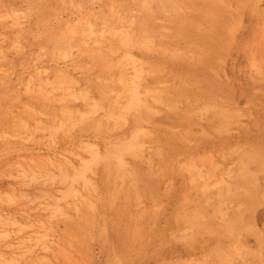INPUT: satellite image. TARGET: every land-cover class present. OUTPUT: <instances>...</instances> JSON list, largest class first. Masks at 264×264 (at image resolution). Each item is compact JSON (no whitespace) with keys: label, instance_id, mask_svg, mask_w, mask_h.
I'll use <instances>...</instances> for the list:
<instances>
[{"label":"bare ground","instance_id":"obj_1","mask_svg":"<svg viewBox=\"0 0 264 264\" xmlns=\"http://www.w3.org/2000/svg\"><path fill=\"white\" fill-rule=\"evenodd\" d=\"M23 1L46 20L61 8ZM131 1L155 18L173 12L164 0ZM247 2L178 0L159 32L126 16L124 4L110 6L76 23L69 49L59 32L13 21L31 48L19 66L70 57L81 76L42 65L0 90V177L50 193L38 203L43 220L12 245L0 222V264H93L92 243L102 264H207L213 253L216 264L236 255L264 264V220L255 227L264 211V62L242 46L241 60L228 63ZM243 95L248 114L238 108ZM49 227L61 235L46 248L52 257L34 256ZM246 234L257 251L243 247Z\"/></svg>","mask_w":264,"mask_h":264},{"label":"rangeland","instance_id":"obj_2","mask_svg":"<svg viewBox=\"0 0 264 264\" xmlns=\"http://www.w3.org/2000/svg\"><path fill=\"white\" fill-rule=\"evenodd\" d=\"M46 1L48 2V4H56L60 5L61 7L57 8L56 12L52 14L50 19L48 20L41 16V14L38 15L37 11L34 8V4H29L30 6H28L26 5L27 2L23 0H0V38H2L0 40V58H3L0 59V90H10L12 85L22 79L23 76L30 75L31 71L38 69L42 65L57 67L74 77L81 76V68H79V66L76 65L70 57L56 58L53 60L38 56L37 59L32 60L30 63L27 62L28 66H19V60L28 56L30 54L31 48L23 39L25 33L20 28L13 27V21L15 19L16 20L14 22L24 20L27 26H33L37 31L40 32H42V30L44 31V29H49L48 31L59 32L63 44L69 49L73 33L76 30V23L84 17L92 15L102 16L108 12L110 6H112V8H116V6L124 4L125 9L127 10L126 16H130V18H136L137 16L136 19L143 20L149 30L156 31L158 29L159 32L160 29H162L160 28L161 26L163 27V25H167L170 23L169 16L175 13L174 9L178 0H164V2L166 1V3L168 4V6L173 8V12L168 13L166 12V10H164V12L162 13L163 16H161L160 18H155L152 16L150 10H147L148 4L145 5V8H142V10H140L138 9V7L132 5L131 0H77L81 3L77 8H74V2H76V0H70L72 2V5L69 3V0ZM136 8L138 9V11H134L137 10ZM245 10L246 11H244L243 15L241 16L238 27L234 31L233 44L230 48H228V63H235L237 60H241L240 50L246 48L242 46L253 48L264 62V33L261 32L262 29L264 30V0H249V2H247L245 6ZM122 11L119 14H121ZM64 23H66L67 25L65 26ZM1 28L3 29V31ZM80 60H82L81 57H78L76 59V61ZM229 66L230 64L227 65L225 70L226 72L229 71ZM226 72L223 73L222 71H220L218 72V74L221 77L227 78L229 74ZM45 77V74H41L38 78L39 80L36 79L35 82H44L43 80L46 79ZM236 82L237 84H240L242 82L241 78H238ZM258 97L261 98L262 94H259ZM239 100L240 101L238 104V108L241 111L248 114V110H254V106L252 105L247 95L240 96ZM157 122L163 127L169 126V121L164 118H157ZM60 148V145H57L55 148H52L50 152H53L54 150H60ZM18 186L19 182L17 179L12 178L11 176L0 177V194L4 195L5 193H7L10 197V201L5 202L6 204L4 203V201L6 200H0V222L6 228L5 241L11 245L16 242L21 230L26 229L28 225L35 226L37 223H40V221L43 220V211L38 207V203L40 201V197L43 194H47L48 196H50V193L47 192V189H42L38 186L29 184L22 186L21 188H19ZM42 190H45L47 193L45 191V193L42 192ZM6 191L13 193L12 195L14 196ZM19 194H22V198ZM17 196H19V198ZM198 196L199 195L196 191L192 192L190 200L192 201V204L187 202L188 204H186L187 206H185L186 209H194L195 200L198 198ZM11 199L13 201H11ZM191 207H193V209H191ZM9 220L13 221L14 225H10ZM263 220L264 211L262 209V211H258L257 215L255 214V227L262 228ZM27 222L30 223L28 224ZM19 226H22V228H20ZM17 230H19L18 233ZM60 237L61 235L55 229V227H49V230L47 231V237L43 236V239L46 241V243L44 241V245L46 247L42 250H36L34 256L52 257L51 252L46 248L51 244L57 243ZM241 240L243 242V247L247 252L252 253L258 250V244L255 236L246 234L243 235ZM91 250L92 263L102 264L101 254L98 250V246L95 243L91 244ZM237 253L238 250L233 251V254ZM261 255L262 260H264V250H262ZM216 259L217 254H211L207 259V264H216ZM232 264H242V259L238 257V255H236V257L233 259ZM246 264L255 263L247 262Z\"/></svg>","mask_w":264,"mask_h":264}]
</instances>
